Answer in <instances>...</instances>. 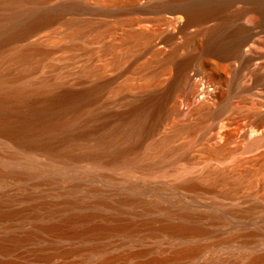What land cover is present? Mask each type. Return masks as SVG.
<instances>
[{
    "label": "bare ground",
    "instance_id": "6f19581e",
    "mask_svg": "<svg viewBox=\"0 0 264 264\" xmlns=\"http://www.w3.org/2000/svg\"><path fill=\"white\" fill-rule=\"evenodd\" d=\"M240 1L0 0V221L7 225L32 221L36 227L22 236L7 235L0 243L1 252L11 253L23 242L38 239L41 231L82 239H103L114 233L135 237L141 228L151 236L164 233L170 238L209 234L187 206L176 210L142 197L150 192L163 198L167 186L145 188L131 182L165 172V163L187 149L188 141L177 145V139L189 136L205 119L212 120L207 117L216 121L228 113L223 118L228 139L244 128L235 118L242 106L229 102L232 89H226L228 74L236 69L231 62L227 68L223 60L246 59L242 53L246 40H238L236 33L245 29L233 24L248 13L257 14L264 24V0H250L239 7ZM262 23L249 30L243 26L251 34L263 33ZM226 28L232 32L227 33L231 39L225 43ZM196 66L209 82L193 80L191 70ZM262 75L260 71L258 76ZM256 79L254 84L261 85L258 96H262L257 101L264 107V83ZM186 85L204 98L193 102L189 112L193 120H178L179 91ZM215 101L219 103L216 111L211 103ZM263 110H251L257 118L251 149L264 146ZM167 122L170 132L160 134ZM224 148L219 146V152ZM222 174L216 175L228 177ZM206 176L202 180H208ZM95 181L130 184L113 203L104 195L102 183L99 186ZM187 182L183 188L202 190L196 181ZM13 189L16 192L11 193ZM39 190L62 197L60 204L69 214L56 219L59 207L50 201L27 204L23 209L4 208L35 202ZM41 205L48 210L44 223L38 221ZM122 205L131 206L132 212L142 205L143 213L162 212L165 219L158 226H152L156 218L125 220ZM177 213L180 221L167 219ZM223 220L212 216L214 223ZM67 224L74 225L73 229L64 230ZM98 243L92 251H103ZM203 247L190 243L169 256H159L154 263L196 258ZM58 252L69 250L56 248L45 257L50 259ZM132 256L126 253L120 258ZM99 264H115V260L105 257ZM249 264H264V253L253 256Z\"/></svg>",
    "mask_w": 264,
    "mask_h": 264
},
{
    "label": "rangeland",
    "instance_id": "374dc122",
    "mask_svg": "<svg viewBox=\"0 0 264 264\" xmlns=\"http://www.w3.org/2000/svg\"><path fill=\"white\" fill-rule=\"evenodd\" d=\"M249 1L250 0H241L239 4L237 3V6L242 7L247 5ZM259 18L260 17L255 13H248L241 19V22L237 21L233 24L237 25L238 28L241 25L243 29H245V32L241 31V33L237 30L236 33L237 35L239 34V37L237 35L236 37L239 38L238 40H246L243 45L244 49H242L244 57L247 55L246 59H232L231 61L223 60V63L227 68H231L229 65L233 63L232 66L234 67V70L236 69L235 71H232V73H229L230 75L228 74V86H226V89H232V95L229 99L230 101H228L230 103L234 102L233 104L236 103V106L239 108L242 106L240 111L237 112V115L235 114V118L238 119L242 125L244 123V128L242 127L238 129L235 136L228 139L223 133L225 129L223 122L224 119L228 117V113L222 114L216 121L212 117H207L208 119L211 118L213 122H211L212 120L210 119L209 121L205 119L202 123L204 126L200 124V126L195 128L197 131L194 129L189 136H182L184 140L182 137L177 139V145L184 144L183 141L187 144L186 141H188L187 149L184 153L181 152L179 153L180 155H177V160L174 158L168 162L169 164L165 163V172L158 174L157 177L135 179L136 181L131 182L136 183L139 186L141 185V187L144 186L145 188H150V186H167L168 190L164 191L163 198H158L150 192L142 195V197L144 200H157L164 206L172 205L176 210H180V206H187L190 210V214L192 216L194 215L198 222L204 228L209 230V234L199 235L193 238L187 237V239L186 237L185 239H183L184 237L170 238L164 233L157 236H151L148 234L146 228H141L139 231L135 232V237L123 233H114L112 235L110 234V236H103V239H100L102 236H98L97 238H99V240H96V236L95 238L92 236L94 239L89 237L84 238V240L77 237L62 238L58 237L57 233L47 232V234L45 231H41V236L38 239L35 238L37 241L30 239L31 241L28 240L26 243L23 242L11 253L0 251V261L13 259L16 261V264H99V262L105 257H110L114 258L115 264H137L139 262L155 264L154 259L169 256L173 254L174 251L190 243L204 245L200 254L196 258H186L177 263L167 264H249L253 256L264 253V146H257L254 149L249 147L250 141L255 138L252 134V129H254L257 124V118H255L256 112H251V110L254 108L256 110L257 108L260 110L264 109V107L258 102V99H260L258 97H262L260 95L258 96L261 85L257 86L254 84L257 81L256 78L259 80L258 83H264V31L263 33L260 32L254 34H251V31L246 32V27H249V30L250 27L253 29L252 26L256 27V25L259 26V24L262 23ZM259 21L260 23H258ZM261 26L264 28V24ZM228 28L232 29V27ZM228 28H226L227 30L225 29L224 32V34L226 33L225 35H227L225 37V43L227 41L226 38L228 41L231 39L228 35L232 31H229ZM235 29L237 28L234 27L232 30L235 31ZM246 51H249L250 53L247 54L248 52L246 53ZM254 55H256L255 58L253 57ZM250 57L254 60L251 59L253 60L251 61ZM242 60L243 62H241ZM229 62H231V64ZM261 64L263 67H261ZM257 66L259 69L257 68L256 70ZM197 68L198 67L196 66L191 70V74L194 77L193 80L195 79L198 81L200 78H204L209 82V77ZM258 70L263 74L260 77L258 76ZM261 78L262 82L260 80ZM183 87L179 91V97L182 101L180 103L181 116L179 115L180 117H178V120H193L194 117L189 115L191 113L190 109L203 100L204 94H194V91L192 92V90H189V86L186 85ZM198 91L200 92L201 90ZM191 94L193 95L191 96ZM187 102H189V105ZM216 102L217 101H215V103ZM211 103H213V108L210 104L212 110H218L219 103ZM258 105L261 106V108ZM249 107H252V109ZM250 114H253L254 116ZM166 125H169L168 122L163 125L165 128L162 126L160 134L165 132L163 134L165 135L170 132V126L167 127ZM165 129L167 131H165ZM177 142H179V144ZM219 146H225L226 148L223 150L225 152H219ZM184 154H186L188 158L186 155L182 156ZM223 170L226 171V174ZM221 171L224 173L222 176L227 177L228 175L226 179L222 177L224 181L221 176L219 177L216 175ZM203 176H206L208 180H202L201 177ZM188 180L189 182L196 181L198 185L202 187V190L196 191L183 188L185 187V184L188 183ZM217 180L219 181L217 182ZM96 182L97 181H95V183ZM97 183L99 186L102 183L101 187L104 195L113 203H116V199L120 194L126 192L124 190L127 189V184H130V182L127 181L115 184L100 183V181ZM233 188H236V190H233ZM36 190L37 189H31L30 191L36 192ZM14 192H16V190H11V193ZM39 192L40 195L34 199L35 202H18L11 207L4 208L23 209L27 204L50 201L54 202L56 206L59 207V209H57L56 219H60L69 214V211L63 209V204H60L62 197L58 198L50 191L43 192L39 190ZM121 209L122 217L125 220L138 219L145 222L151 218H156L152 223V226H158L160 225L161 220L165 219L162 212L153 211L149 214L143 213L142 205L138 206L137 212H132L133 208L127 205H122ZM38 211L41 214L38 221L41 223L46 222L49 219L45 216V213L48 211L46 206L41 205L40 210ZM214 215L222 216L224 217V220L214 223L212 222V216ZM167 219L170 221L172 220L173 222H178L182 217L177 213L174 216H168ZM67 225L64 228L66 231H69V229L72 230L74 227V225L71 226V224ZM80 225L77 226L81 227ZM35 228L34 222L32 221L24 222L21 225H7L0 221V243L4 242L9 234L22 236L25 235V233L27 234L28 231L31 232ZM99 241H102V243ZM97 243L99 245L101 244V248H104L103 251H92L91 247ZM56 248L69 250V252L65 254L59 252L54 253L50 259H46L45 256L53 253ZM101 248L100 250H102ZM126 253H131L134 256L128 260L120 258V256Z\"/></svg>",
    "mask_w": 264,
    "mask_h": 264
}]
</instances>
